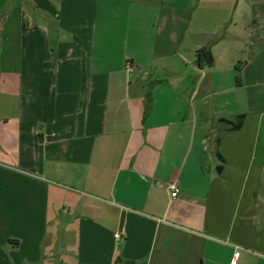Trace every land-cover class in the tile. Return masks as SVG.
I'll use <instances>...</instances> for the list:
<instances>
[{"label":"crops","instance_id":"crops-1","mask_svg":"<svg viewBox=\"0 0 264 264\" xmlns=\"http://www.w3.org/2000/svg\"><path fill=\"white\" fill-rule=\"evenodd\" d=\"M0 264H264V0H0Z\"/></svg>","mask_w":264,"mask_h":264},{"label":"trees","instance_id":"trees-1","mask_svg":"<svg viewBox=\"0 0 264 264\" xmlns=\"http://www.w3.org/2000/svg\"><path fill=\"white\" fill-rule=\"evenodd\" d=\"M195 64L199 67L202 68L204 66L207 67H212L214 64V58L213 55L210 51L209 47H201L198 50L195 51ZM237 69H239L237 67ZM236 81L238 82V78H236ZM82 88L84 89V77H83V82H82ZM151 102H152V96H151V92L149 91L146 96H145V105H144V111L145 113H147L150 109L151 106ZM245 119V115L241 114L238 115L236 117H234L233 119H225V118H219L218 122L223 123L225 125V127L220 131H236L239 130L244 122ZM214 143H215V156L216 158L223 164H225V161L223 160V158L221 157V155L218 152V146H219V135L217 134V136H215L214 139ZM216 171L218 174H220L223 171V167L222 165H217L216 166Z\"/></svg>","mask_w":264,"mask_h":264},{"label":"rangeland","instance_id":"rangeland-1","mask_svg":"<svg viewBox=\"0 0 264 264\" xmlns=\"http://www.w3.org/2000/svg\"><path fill=\"white\" fill-rule=\"evenodd\" d=\"M212 1H215V0H212ZM210 6H215V4L212 5L211 3H209L208 7H207V10L204 9L203 13L200 10V9H203V7L199 9V11L196 14L195 19H194V25L195 26H197V25H201V26H205V27H209L210 26L211 22L213 21V18L210 15V12H209V10L211 9ZM151 21H153V19H151Z\"/></svg>","mask_w":264,"mask_h":264},{"label":"built area","instance_id":"built-area-1","mask_svg":"<svg viewBox=\"0 0 264 264\" xmlns=\"http://www.w3.org/2000/svg\"><path fill=\"white\" fill-rule=\"evenodd\" d=\"M126 68L127 69L131 68V65L129 62H126ZM166 186H167V189L169 191V195L171 198H176V197L181 195L182 191H181V188L177 182L171 181V182L167 183ZM115 236L118 237V235H115Z\"/></svg>","mask_w":264,"mask_h":264}]
</instances>
